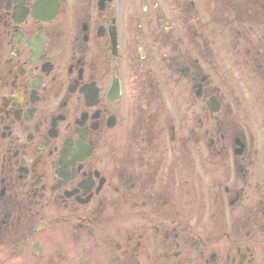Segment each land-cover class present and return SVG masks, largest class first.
I'll use <instances>...</instances> for the list:
<instances>
[{
    "label": "flooded vegetation",
    "instance_id": "af4514ba",
    "mask_svg": "<svg viewBox=\"0 0 264 264\" xmlns=\"http://www.w3.org/2000/svg\"><path fill=\"white\" fill-rule=\"evenodd\" d=\"M0 264H264V0H0Z\"/></svg>",
    "mask_w": 264,
    "mask_h": 264
}]
</instances>
